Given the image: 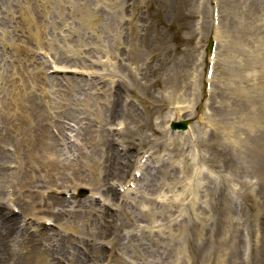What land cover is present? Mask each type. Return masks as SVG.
<instances>
[{
    "label": "rangeland",
    "instance_id": "rangeland-1",
    "mask_svg": "<svg viewBox=\"0 0 264 264\" xmlns=\"http://www.w3.org/2000/svg\"><path fill=\"white\" fill-rule=\"evenodd\" d=\"M34 74L53 79L27 84L60 101L59 122L72 135L58 148L75 157L93 145L92 129H104L116 152L83 154L90 166L81 179L63 165L69 178L47 176L30 198L5 186L3 211L19 226L2 262L42 241L61 262L66 252L63 264H190L188 251L161 262L158 246L176 223L205 218L213 231L203 249L204 236L184 228L197 264H211L214 251L218 264H264V156L250 148L264 140V0H0V89ZM114 100L122 118L99 129L92 111ZM182 118L187 130L171 132L168 122ZM83 216L94 221L88 231Z\"/></svg>",
    "mask_w": 264,
    "mask_h": 264
},
{
    "label": "bare ground",
    "instance_id": "bare-ground-1",
    "mask_svg": "<svg viewBox=\"0 0 264 264\" xmlns=\"http://www.w3.org/2000/svg\"><path fill=\"white\" fill-rule=\"evenodd\" d=\"M38 78L39 80L42 79L43 83H45V81L48 83L53 82L52 78H47L46 76L40 77L34 74L27 78L21 77L16 83H13L15 81L9 80L10 88L0 89V94H3L4 97L3 99L0 97V195H3L4 192L7 191L3 189L5 186H12L13 190L17 187L19 198H30V196L38 192V189L44 186L45 181L49 178H53L56 183H58L60 177L64 179L69 178V175L65 173L66 169L61 168L63 165H68L70 170L73 171L71 177L75 174L76 176H74V178L81 179V174L77 175L80 168L90 166L88 162L80 160L83 154L86 155V157H93L95 153L111 152L115 155L114 152H116L112 145L108 143L109 140L103 136L105 132L104 129L100 131L92 129L88 136V142L93 143L94 146L92 145L89 150L78 152L75 157H73L72 154L63 152V149L58 148V145L61 144L60 142L58 143V140H63L64 138L67 140V135L70 137H72V135L67 134L64 124L59 122L58 109L60 106H58V104H60V101L58 99L55 100L51 96L49 100H46V90L40 88L39 93L36 91V93H38L36 94L34 90H32V88H35L32 86V88H30L28 86V81H31V84H33L34 80ZM83 85L84 84L77 86L81 88ZM151 85L154 84L151 82ZM117 89L120 88L117 87L114 89V96L119 94ZM35 98H37V101H35ZM65 100L67 101V99ZM53 106L57 109L54 115L53 113L55 111H50ZM66 113L71 114L70 112ZM66 113L63 114V118L68 117ZM94 113L96 116L99 114L101 116L100 120L102 121V126L99 128L101 129L107 126V124L112 125L117 119H121L124 114V109L117 100H114L112 103L106 105L104 111H102L101 106H96L92 111V114ZM127 113L131 115V113ZM52 118H55L54 124H52L55 127V131L50 127L52 129L51 133V129L47 128V126H49L47 122ZM80 120L79 118L78 123H80ZM120 123L121 122H119V124ZM231 128L232 127L226 124L220 126V129L226 136L227 145L229 148L234 149L236 145L235 133L231 131ZM73 131H75V128L69 130L70 133ZM211 145L214 150L218 151L216 143H211ZM66 146L68 148L67 144ZM250 148L256 156L262 159L264 156L263 135H260V139L254 144H251ZM48 169L57 171L53 172ZM43 172H45L44 177ZM121 174V176H125L124 169ZM47 176L50 177L47 179ZM110 189L111 193L114 194L112 192V186H110ZM110 189L108 188L107 191ZM221 190L222 188H218V191L216 193L214 192L215 195L213 193V196L218 194L221 195ZM10 195L13 194L8 193V197ZM1 200L2 198L0 197V264H9V262L6 261L2 262L1 258H3L5 254H9L11 249L7 246L6 239L17 233L16 229L19 225L15 216L9 215L10 213H8V211H3ZM6 201H10V199L8 198ZM83 205L81 204L80 207L82 213L89 214L91 209H86V206ZM93 205V202H89L87 207L94 208ZM60 214L61 209L58 213L52 215L57 219L58 217L56 215L62 217ZM82 218L83 219L78 218V225L83 227L86 231L90 230L94 226V221L88 216H83ZM203 222H205V218H197V220L190 221L189 224H184L185 222H182L178 225L176 223L175 226H178L177 230L175 231L174 229L167 233L168 236L163 238V244L158 246L161 254L164 255L161 262L165 261L170 254L177 255L181 252L188 251L190 253V264H197L196 258L191 255L190 240L188 236L184 234V228H186L185 226H189L192 232L204 236L198 245L200 250L204 248L210 237V232L213 231V229H206ZM51 236L52 238H56L54 234ZM177 238L183 241L185 248L181 249L177 244L170 245V243L174 241L173 239ZM88 243L89 239L85 241L86 245H88ZM212 243H215V239H213ZM32 248L33 249H27L19 255L14 256L18 258L13 264H63V260L67 261L64 256L66 252H61V262L60 258L57 256L58 251H50L49 248L42 244V241L39 242V246ZM59 248L60 243H57V249ZM70 249L71 255L78 253V251L71 246L68 250ZM96 251L97 249H94V252ZM218 260L216 251L211 252L209 255V262L211 264H218Z\"/></svg>",
    "mask_w": 264,
    "mask_h": 264
}]
</instances>
